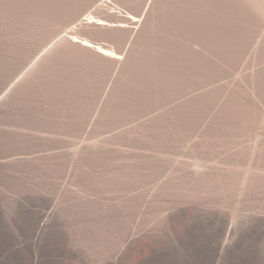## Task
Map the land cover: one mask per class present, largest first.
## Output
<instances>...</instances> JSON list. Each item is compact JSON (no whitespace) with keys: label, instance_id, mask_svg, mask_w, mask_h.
<instances>
[{"label":"bare ground","instance_id":"obj_1","mask_svg":"<svg viewBox=\"0 0 264 264\" xmlns=\"http://www.w3.org/2000/svg\"><path fill=\"white\" fill-rule=\"evenodd\" d=\"M98 1L0 0V38L10 42L0 47V74L36 44L43 53L1 96L18 127L66 137L92 106L94 127L104 129L170 103L120 134L75 150L74 174L97 167L102 174L89 182L94 186L142 184L159 171L158 161L148 157L107 170L108 162L125 160L113 154L116 147L139 141L162 154L199 132L191 164H180L156 196L223 200L232 192L238 211L264 212V0ZM246 59L255 67L229 85H215ZM232 143L239 146L231 151ZM217 148L221 156L209 167ZM112 224L96 227V235L107 236Z\"/></svg>","mask_w":264,"mask_h":264},{"label":"rangeland","instance_id":"obj_2","mask_svg":"<svg viewBox=\"0 0 264 264\" xmlns=\"http://www.w3.org/2000/svg\"><path fill=\"white\" fill-rule=\"evenodd\" d=\"M107 2L109 0H99L97 4L106 6ZM109 6L116 7L112 3ZM6 43L10 42L0 38V47ZM39 55L43 53L40 44H36L27 49L23 57L9 60L8 67L0 74V98L14 89L11 85L17 79L23 80L25 73H22L34 65ZM247 61L215 85H229L238 73L248 72L254 65L250 63L249 67ZM10 88L12 90H8ZM164 105L140 116L134 123L125 121L107 129L94 127L97 113L92 106L75 132L65 137L42 127L21 130L14 111L5 107L2 100L0 264H264V212L238 211L234 204L236 195L232 192L231 197L228 194L223 200L216 195L188 197L172 192L157 197L155 194L157 187L180 164L192 162L190 148L199 139V132L176 143L169 151L163 150L164 156L160 149L148 148L149 145L139 141L116 147L113 154L125 160L108 162L103 168L118 172L125 164H138L148 157H155L153 159L160 164V172L157 170L131 189L124 184V187L89 184L102 174L96 171L97 167L74 174L71 157L75 150L122 133L133 124L143 122L145 117L161 112ZM238 146L229 145L231 151ZM219 152L218 148L211 152L212 160L221 156ZM215 160L207 166H213ZM81 205H87L90 210ZM112 221L117 226L108 228L107 236L96 235V227L106 228L105 224L113 225Z\"/></svg>","mask_w":264,"mask_h":264}]
</instances>
